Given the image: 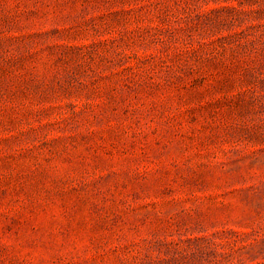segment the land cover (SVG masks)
I'll return each mask as SVG.
<instances>
[{
  "label": "rangeland",
  "instance_id": "1",
  "mask_svg": "<svg viewBox=\"0 0 264 264\" xmlns=\"http://www.w3.org/2000/svg\"><path fill=\"white\" fill-rule=\"evenodd\" d=\"M0 264H264V0H0Z\"/></svg>",
  "mask_w": 264,
  "mask_h": 264
}]
</instances>
